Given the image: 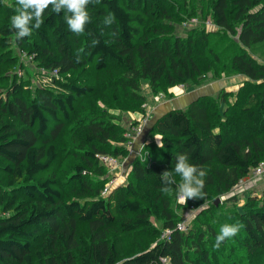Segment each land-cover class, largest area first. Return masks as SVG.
<instances>
[{
  "label": "trees",
  "instance_id": "16d2710c",
  "mask_svg": "<svg viewBox=\"0 0 264 264\" xmlns=\"http://www.w3.org/2000/svg\"><path fill=\"white\" fill-rule=\"evenodd\" d=\"M209 1L205 15L219 31L202 25L184 40L161 34L166 22L159 18L167 10L161 9L159 0L153 5L151 0H91L90 20L80 34L68 28L70 13L52 12L49 5L40 27L17 39L11 17L20 6L17 0H0V61L7 57L14 61V47L25 49L39 65L56 72L50 77L57 86H37L35 93L26 94L17 79L0 97V264H164L163 258L168 259L165 264H214L226 253L231 257L238 253L230 238L214 246L219 230L211 224L179 230L168 205L162 207L151 191L176 190L170 166L181 153L205 173L208 163L219 164L215 172L224 191L264 160V137L229 139L226 128L229 122H238L264 132V0ZM109 13L112 22L105 24ZM209 72L216 79L240 73L258 83L225 109L228 94L220 90L161 114L151 134L161 136L163 147L156 145L149 159L137 156L125 182L102 195L107 167L98 156L124 158L130 145L125 134L129 126L117 122L121 110L109 112L94 102L101 89H110L116 100L117 89H125L131 100L120 108L144 114L147 95L142 83H148L153 95L173 96V86H199ZM95 73L107 77L98 84L89 82ZM236 111L241 119L234 120ZM63 132L68 134L65 140ZM73 151H78L80 161H68L65 174L63 159ZM165 170L173 183L161 182ZM212 181L209 171L205 182ZM71 182L78 190L68 199L65 185ZM253 200L252 196L244 203L235 235L243 248L264 255V200ZM156 217L163 219L161 228L154 225ZM81 225L87 227L89 240L78 262ZM120 226L125 231L143 226L142 231L155 240L121 257L107 234ZM164 228L172 231L162 238Z\"/></svg>",
  "mask_w": 264,
  "mask_h": 264
},
{
  "label": "rangeland",
  "instance_id": "374dc122",
  "mask_svg": "<svg viewBox=\"0 0 264 264\" xmlns=\"http://www.w3.org/2000/svg\"><path fill=\"white\" fill-rule=\"evenodd\" d=\"M150 3L153 5V0H151ZM159 3L161 5L163 4L161 9L166 8L167 10L163 11L162 17L159 18V20L163 19L166 22V24H164L166 31L162 32L161 34L167 33L169 36L181 37L182 39L186 40L193 29L202 27V25H204L208 31H219V27L212 22L210 16L207 17V15H205V7L210 4L209 0H159ZM168 26L171 27L169 31L166 29ZM11 54L15 56L14 61L9 60L8 57L3 61H0V97L5 96L7 91L12 90L14 86L13 84L17 79L20 80V83H22V89L26 94L35 93V87L37 86H51L53 88H57V86L52 83V79L50 77V75L56 74L55 71H51L50 68L39 65L35 61L34 57H32L25 49L19 48L18 46L13 48ZM5 62H7V64H5ZM212 74V72H209V76L211 77L208 76L206 82L196 87H189L186 84L178 85L185 87L186 89L211 85L206 88L209 89V92L206 94H218L220 90H224L228 94V103L223 104L222 106V109H225L228 104L231 106L236 101H239L243 93L255 87L253 85L254 83H258L253 82L245 75L240 73L231 75L222 74V76L217 79L212 78ZM106 77L107 73H95L88 77V80L91 83L98 84ZM249 81L252 84H248ZM148 91L150 92V96H153L148 83H142V92L146 93ZM117 92L119 94V100L113 98V93L110 91V89L102 88L101 93H99V96L94 99V102L104 106L109 110V112L114 110L119 112L120 109L122 115L120 116V119L117 120V122L122 126L128 127L132 122L131 116L135 112L128 113V111L125 109L120 108V104H122V102L125 100H131V98L125 96V89L123 88L117 89ZM160 95H162L161 97H172L169 95V93H167V95L161 93ZM151 99L153 98H150V100ZM102 102L105 104L103 105ZM148 102L149 99L147 98V104ZM153 102H157V100L154 99ZM87 104H91V102ZM187 105L188 104H185L183 107ZM145 107L147 108L148 106L146 105ZM145 113L150 114L153 117L151 111L145 109ZM236 113L237 111L233 113L234 120L241 119L236 115ZM140 114H142V112H140ZM152 117L150 118L151 120L154 119V117ZM229 118L232 117L229 115ZM151 128L149 130L150 141L139 148V154L134 153V155L131 156V162H133L137 156H147L148 158V154H152L156 145H159L161 142L159 134H151ZM226 128L228 130L227 133L229 134V139H243L244 137L248 138L252 136L264 137V132L262 130H256V126L254 127L252 124L244 126L238 122H229ZM78 132L80 134L82 130H79ZM67 136V132H63V140H65ZM148 144L151 145V149L148 148L149 151L151 150L150 152L147 151V147L149 146ZM68 161L70 163L80 161V155L78 151H73L72 154L67 157V159H63L62 164L65 167L63 172L65 174L69 173L68 170L70 163ZM102 162L107 167L104 169L102 174V179L104 180L102 190L106 183L112 178L115 179V182H117L118 178L119 180H122L120 178H125L126 180V172L129 169H127L126 172H122V170L115 165L108 164L104 161ZM216 165L221 167L219 164H216L215 161H212L206 165L205 169L207 172L203 177L204 187L202 191L204 192V196L202 198L183 199L180 195H178L176 190L170 189L159 190L152 188L151 191L154 192L157 202L160 203L162 207L168 205V210L171 212L174 220L178 219V222L184 220L187 229L191 225H193L194 228H205L207 224H211L215 229L220 231L221 226L224 224L231 225L238 223L239 230L237 233H239L241 228L240 222L243 218V215L245 214L244 213L242 215L244 212L243 205L245 202H247V199L253 196L255 198V200H253L254 203H257V201L258 203H262L264 200V173L255 177L251 176V174H249V177H242L232 189L224 191L223 184L215 172V169L218 168ZM170 167L177 184L180 183L182 178L180 177L179 173L175 172V165ZM209 171H211L213 174V181L211 183H206L205 180L208 179ZM87 172L89 173L90 171L87 170ZM65 189L66 198L69 199L77 194L76 190H78V185L75 182L67 183V185H65ZM216 199L218 200L217 203H215ZM123 218L127 220L129 216H123ZM162 221L163 219L156 217L154 225L157 228H161ZM142 230L143 226L130 228L126 231L120 226L110 229L107 234L110 240L113 241L116 246H118L121 257H124L129 255L131 252L136 251L139 246L149 245L153 240H155V237L151 235V233L147 234ZM88 237L89 235L87 227L81 225L78 231V249L77 252L75 251L78 262H80V259L82 258V253L89 240ZM230 242L236 244L237 247H239L238 253L234 254L232 257L226 253L225 255L221 256L222 260H218L216 263L214 260V264H264V255L258 251V249L249 250L243 248V245L238 243L236 235L230 237ZM229 251L230 250H228V252Z\"/></svg>",
  "mask_w": 264,
  "mask_h": 264
},
{
  "label": "clouds",
  "instance_id": "9594fccd",
  "mask_svg": "<svg viewBox=\"0 0 264 264\" xmlns=\"http://www.w3.org/2000/svg\"><path fill=\"white\" fill-rule=\"evenodd\" d=\"M91 0H17L19 4V13L11 17V26L16 29V38L22 39L29 36L34 29H38L42 23L43 11L51 6V11L60 13L66 10L70 15L66 17L68 28L76 34L85 31V25L89 22L90 16L87 11V5ZM112 15L109 13L105 19V24L112 22ZM159 147H163L162 142ZM175 172L182 178L181 182L176 184V191L183 199L202 198L204 192L203 177L206 175L203 169L197 164L190 162L189 157L181 153L177 155L175 162ZM160 180L163 184L173 183V177L165 170L160 174ZM239 230V224H224L216 234L214 246L219 247L221 241L225 238L234 236Z\"/></svg>",
  "mask_w": 264,
  "mask_h": 264
},
{
  "label": "crops",
  "instance_id": "0c3cea01",
  "mask_svg": "<svg viewBox=\"0 0 264 264\" xmlns=\"http://www.w3.org/2000/svg\"><path fill=\"white\" fill-rule=\"evenodd\" d=\"M208 86H211V85H208ZM208 86L186 89L185 87L175 85L174 87L171 88V91L173 92V96L170 98L164 97V96L161 97L162 95H160V94L150 96V92L149 91L146 92L147 98L149 99V102H148L149 105L146 102L145 106L146 105L148 106L146 109L148 111L152 112L154 119L148 120V122L144 125L142 132L140 134H138L133 139L132 144L130 146L129 154L124 158L120 157L119 158V160H120L119 164H117L115 166L118 167L119 169H121L122 172H126L127 169H130V165L132 163L131 162V160H132L131 156H133L134 153L139 154V152H138L139 148L141 146L147 144L150 141L149 130L152 127L153 122L157 119V117H159L161 114L165 113L166 111H168L171 108L183 107L185 104H189L197 96L208 93L209 89H206ZM150 98H153V99L150 100ZM154 99H156L157 102H153ZM150 103H151V105H150ZM153 104H154V106H153ZM140 115L141 114L139 112L133 113V115L131 116L132 122L134 120H137ZM156 135H158V134H156ZM160 139H161V136H160ZM120 179H122V180H119V178H118L117 182H115L114 185H119L125 181V178H120Z\"/></svg>",
  "mask_w": 264,
  "mask_h": 264
},
{
  "label": "built area",
  "instance_id": "2783aa9c",
  "mask_svg": "<svg viewBox=\"0 0 264 264\" xmlns=\"http://www.w3.org/2000/svg\"><path fill=\"white\" fill-rule=\"evenodd\" d=\"M210 22V21H209ZM152 116L150 114L144 113L141 114L137 120L133 121L132 124L129 125L128 130L126 131V136L129 138L128 143L131 146L133 139L142 132L144 125L148 122V120ZM101 161H104L108 164L111 165H117L119 164L120 160L119 157L110 155V154H101L98 156ZM264 173V160L260 161L252 170H251V176L255 177L258 175H262ZM249 177V176H248ZM115 183V179L112 178L110 179L106 185L104 186L102 190V195L106 196L107 193L111 190V188L114 186L113 184ZM177 228L179 230H187V227L184 223V220L181 222L177 223ZM172 229L171 228H164L163 231L161 232V237L165 238L169 236L171 233ZM167 258H163L164 264L167 262Z\"/></svg>",
  "mask_w": 264,
  "mask_h": 264
},
{
  "label": "water",
  "instance_id": "95a60500",
  "mask_svg": "<svg viewBox=\"0 0 264 264\" xmlns=\"http://www.w3.org/2000/svg\"><path fill=\"white\" fill-rule=\"evenodd\" d=\"M217 202H218V200L216 199V200H215V203H217Z\"/></svg>",
  "mask_w": 264,
  "mask_h": 264
}]
</instances>
